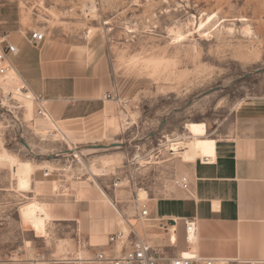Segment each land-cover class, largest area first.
<instances>
[{"label":"rangeland","instance_id":"374dc122","mask_svg":"<svg viewBox=\"0 0 264 264\" xmlns=\"http://www.w3.org/2000/svg\"><path fill=\"white\" fill-rule=\"evenodd\" d=\"M32 30L49 40H102L121 100H112L104 119L98 113L75 121L69 142L47 120L48 127L42 125L36 106L29 111L19 91L11 92L18 81L0 78V264L38 258L36 264H68L84 245L75 223L46 230L47 222L37 220L28 229L20 218L22 207L34 201L21 195L30 190V160L36 180L50 182L53 205L69 204L61 196L69 197L68 188L81 194L100 186L107 203L116 198L118 207L132 212L139 189L148 192L147 199L167 197L174 190L172 177L188 172V164L167 149L186 123L204 122L207 136L215 138L226 132L242 101L264 98V0H1L0 36ZM45 129L47 136L38 132ZM133 155L140 156L136 173L123 175L122 161ZM106 157L110 164L102 162ZM117 165L122 174L112 175ZM63 169L67 175H58ZM35 234L48 235L49 242ZM106 234L85 245L87 250L104 248ZM179 236L184 250V229Z\"/></svg>","mask_w":264,"mask_h":264},{"label":"crops","instance_id":"0c3cea01","mask_svg":"<svg viewBox=\"0 0 264 264\" xmlns=\"http://www.w3.org/2000/svg\"><path fill=\"white\" fill-rule=\"evenodd\" d=\"M29 37L28 31L8 36V40L18 48V54L11 56L10 60L30 92L42 97L52 120L65 129L66 141L72 142L70 133L74 122L98 113L104 119L109 100L107 93L119 94L104 42H94L93 39L67 42L45 37L42 42L35 43L30 42ZM37 116L42 125L48 127L46 120ZM199 159L212 162L204 164ZM29 162L33 168L30 190L21 192L26 193L21 195L40 203L46 210L49 216L46 230L50 224L75 223L77 235L83 238L84 245L119 230L116 218L119 213H115L113 218V206L107 203V198L95 185L90 190H81V194L68 188L69 197L66 193L61 196L66 197L69 204L53 205L50 182L45 177L36 180L33 175L36 166L32 160ZM37 164L43 170L48 168L40 162ZM187 164L190 194L172 189L173 193L167 197L147 201L151 223L145 231L151 241L161 244L163 241L157 238L162 236L164 239L154 221L176 219L177 237L175 234L171 237L177 238L176 252L185 254L187 248H178L179 231L184 229L182 218L191 217L198 227L193 248L199 257L263 264L264 98L242 101L233 110L226 132L215 138H199L196 159ZM119 169L117 165L112 175H121L123 169ZM46 175L54 174L49 171ZM161 204L170 205V208H163ZM121 209L127 214L132 213L129 209ZM1 220L0 207V225ZM35 236L37 240L49 242L48 235ZM78 249L84 254L93 252L87 250V246L83 250L78 245ZM19 250L22 255L23 250ZM38 259L30 263L36 264Z\"/></svg>","mask_w":264,"mask_h":264},{"label":"built area","instance_id":"2783aa9c","mask_svg":"<svg viewBox=\"0 0 264 264\" xmlns=\"http://www.w3.org/2000/svg\"><path fill=\"white\" fill-rule=\"evenodd\" d=\"M29 34V41L35 43L42 42L46 37L45 33L37 30H32ZM17 54L18 48L8 40V35L0 36V78L6 79L10 70L16 71L10 57ZM16 73V79L19 84L11 92L21 91L24 94H31L33 105L36 106L37 115L48 120L42 97L32 94L17 71ZM106 98L116 102H120L121 100L118 94L111 92L107 93ZM52 131L54 132L56 129ZM151 152L152 150H149L143 156V158H148L146 164L150 163L149 160L152 158L150 156ZM139 158V155H133L126 159L122 165L124 169L123 175H135L136 172L133 169V165L136 161L138 162ZM199 160L201 161V159ZM202 163L206 164L207 162ZM171 183L174 189L191 193V179L188 173L175 174L171 179ZM117 185L118 182H115L114 186L116 187ZM98 187L103 194L104 191L101 190L100 186ZM147 201L139 199L136 193L133 199L132 213L127 214L118 207L116 198L110 199V204L113 206L115 213H119L125 221L128 228L127 233L124 234L123 231L116 230L109 234L108 244L104 248L95 250L82 257L75 255L74 258L67 259L64 262L68 264H218L221 261V259L199 257L197 252H191L188 256H184L181 252H176L177 238L172 239L171 237V227L177 223L176 219H172L173 222L166 219L154 221L157 223L164 239L161 244L153 243L145 231L148 224L151 223ZM182 221L184 225V241L187 248L193 239L197 237L198 227L194 218L183 217ZM173 232L176 235L177 229L175 228ZM118 243H120V246ZM82 248L84 249L85 245H82Z\"/></svg>","mask_w":264,"mask_h":264},{"label":"bare ground","instance_id":"6f19581e","mask_svg":"<svg viewBox=\"0 0 264 264\" xmlns=\"http://www.w3.org/2000/svg\"><path fill=\"white\" fill-rule=\"evenodd\" d=\"M245 30H247V27H245ZM7 77L11 81H15V80L17 81L16 71L10 70L8 72ZM28 95L31 96V94H28ZM18 98L22 99V100H26L25 106L27 107V109L29 111H31L32 106H34L32 99L29 97L23 96L21 91H19ZM111 103H112L111 99H109L106 102V108H105L106 111H107V109L110 108ZM46 114L48 116L47 121L51 124L52 129H56L55 134L57 133V135H62L63 137H66L63 134H60V130H59V127L57 126V123L54 122V120H52V118L49 116V114L47 112H46ZM123 115H124L123 117L125 118L126 115L125 114H123ZM107 123H109L108 127H113V121L112 120L107 121ZM206 129H207L206 124L204 122H188V123H186V125L184 127V133L180 137L176 138V140H174V139L168 140V143H167L168 151L170 153H173V154L175 153V156L180 157L181 160L185 163H190V162L195 161L196 155H197L198 140H199V138L207 137V130ZM39 133H41L43 136H47L49 134V131L42 130ZM102 162L104 164H110L111 158L106 157V158L102 159ZM204 162L211 163L212 161H204ZM138 194H139V197L142 198L141 200H145V198L147 197V192L143 189H139ZM20 216H21L20 218L22 219V221L24 222V224L27 226L28 229H33L35 226V222L37 220L46 221L49 219V216H48L46 210L43 208V206L40 203H38L36 201H30L26 205H24L20 211ZM116 218H117V222L119 224V230L123 231L124 234H126L128 231V228L126 226L125 221L122 219V216H120L118 214L116 216ZM175 225H172V227H171V236H172V234L174 235L173 231L175 229ZM195 242H196V238L193 239V241L190 243V245H188L185 254H183L184 256H188L191 254V252H194L193 245H195ZM118 245L120 246V243H118ZM77 255L79 257H82L84 255V252L80 251L77 253Z\"/></svg>","mask_w":264,"mask_h":264},{"label":"water","instance_id":"95a60500","mask_svg":"<svg viewBox=\"0 0 264 264\" xmlns=\"http://www.w3.org/2000/svg\"><path fill=\"white\" fill-rule=\"evenodd\" d=\"M97 147H106V146H97ZM170 222H173V220H170Z\"/></svg>","mask_w":264,"mask_h":264}]
</instances>
